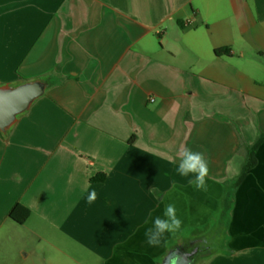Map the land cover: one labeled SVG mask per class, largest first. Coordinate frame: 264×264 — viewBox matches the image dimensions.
<instances>
[{
    "label": "crops",
    "instance_id": "1",
    "mask_svg": "<svg viewBox=\"0 0 264 264\" xmlns=\"http://www.w3.org/2000/svg\"><path fill=\"white\" fill-rule=\"evenodd\" d=\"M35 80L0 132V264H161L226 197L199 264H264V142L235 186L264 134V0H0V87ZM184 147L208 161L203 189L177 172ZM167 204L181 227L150 246Z\"/></svg>",
    "mask_w": 264,
    "mask_h": 264
},
{
    "label": "water",
    "instance_id": "2",
    "mask_svg": "<svg viewBox=\"0 0 264 264\" xmlns=\"http://www.w3.org/2000/svg\"><path fill=\"white\" fill-rule=\"evenodd\" d=\"M47 88L45 80L0 87V132L7 135ZM194 249L193 244L171 248L161 264H196L207 253Z\"/></svg>",
    "mask_w": 264,
    "mask_h": 264
},
{
    "label": "clouds",
    "instance_id": "3",
    "mask_svg": "<svg viewBox=\"0 0 264 264\" xmlns=\"http://www.w3.org/2000/svg\"><path fill=\"white\" fill-rule=\"evenodd\" d=\"M179 165L177 172L179 175L188 177L190 174L195 175V179L192 181L197 189H203L206 187V177L209 174L208 161L204 154L201 152H194L191 149L184 147L178 151ZM95 192L91 193L88 197V202L91 203L95 200ZM177 210L174 204H167L163 211L161 218L157 216L153 220V226L146 230L145 236L147 237V243L150 246H158L161 238L166 232H175L180 229L182 221L177 216Z\"/></svg>",
    "mask_w": 264,
    "mask_h": 264
},
{
    "label": "rangeland",
    "instance_id": "4",
    "mask_svg": "<svg viewBox=\"0 0 264 264\" xmlns=\"http://www.w3.org/2000/svg\"><path fill=\"white\" fill-rule=\"evenodd\" d=\"M226 220L224 218H219L218 216L214 221L211 222L210 226L204 230L198 232V237L194 238V242L190 237L189 231H184L183 240L186 244L190 245L192 241L194 249L203 251L208 248H213L214 250L220 249L223 241L226 237L225 234ZM192 244V243H191ZM170 248L177 246L175 242L169 244ZM162 262V261H161ZM201 261H197L196 264H199Z\"/></svg>",
    "mask_w": 264,
    "mask_h": 264
},
{
    "label": "trees",
    "instance_id": "5",
    "mask_svg": "<svg viewBox=\"0 0 264 264\" xmlns=\"http://www.w3.org/2000/svg\"><path fill=\"white\" fill-rule=\"evenodd\" d=\"M263 142H264V134H262L260 136V138L256 141V143L248 149L247 163L245 164V166L243 168V173H242L241 177L237 180L235 186H237V184H239L243 180L246 173L255 166V164H256L255 152ZM230 208H231L230 197L229 198L226 197L224 200L223 209L219 215V218H224L226 220ZM29 214H30V212L27 209L18 205L11 211L10 218L12 220H14L15 222H17L18 224H23L28 219ZM225 234H226V228H225ZM216 251H217V249L214 250L213 248H208L206 250H203L204 253H213ZM199 252H201V251H199Z\"/></svg>",
    "mask_w": 264,
    "mask_h": 264
}]
</instances>
